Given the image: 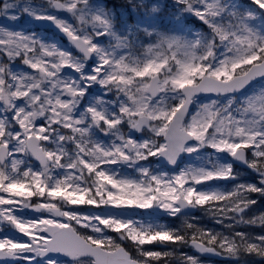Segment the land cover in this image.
Masks as SVG:
<instances>
[{"label": "snow or ice", "instance_id": "obj_1", "mask_svg": "<svg viewBox=\"0 0 264 264\" xmlns=\"http://www.w3.org/2000/svg\"><path fill=\"white\" fill-rule=\"evenodd\" d=\"M123 9L0 2V262L264 264V0Z\"/></svg>", "mask_w": 264, "mask_h": 264}, {"label": "rangeland", "instance_id": "obj_2", "mask_svg": "<svg viewBox=\"0 0 264 264\" xmlns=\"http://www.w3.org/2000/svg\"><path fill=\"white\" fill-rule=\"evenodd\" d=\"M98 3H101V4H105V1L104 0H97ZM164 2H166V0H164ZM33 3L34 4H40V3H43V0H33ZM115 6V8L117 9V11H123V7H116V4L113 5ZM0 25H10L16 29H20V28H23L25 30H28V31H35L34 30V21H32V19L30 17H27V16H20V19L16 22H12V21H8L6 19H3V18H0ZM38 32V31H36ZM41 36H43L45 39L49 40V41H55L57 42L58 44H60L61 46H67V47H70L69 44H66V43H63L61 42L60 40H57L55 37H53L51 34H48L47 32H38ZM184 163H187V158H185L184 160ZM158 165L155 164V162L153 163V167H157ZM183 166V164L181 165ZM238 171L241 172V175L246 178V179H250V175L247 174L246 172L242 171L241 169L237 168ZM254 212L256 213H259V212H264V206H261V205H257L255 207V209L253 210ZM146 214L148 215V213L146 212ZM150 216V215H149ZM151 216H155L153 217L152 219H147V220H155L156 222H159V223H167L168 220H171V218H168L166 216H163L162 214H154V215H151ZM198 218V223L203 226V227H206V228H213V229H216V230H220V225H217L213 222V220L208 217V220L210 221V225H207V222H205L204 224L199 222L200 220H202L203 218L205 219V215L203 212L197 214V215H194ZM175 222H177L178 224L180 223L179 220H174ZM246 230H249V231H255V232H259L260 230L258 228H252V229H246ZM184 251H187L189 252L190 254H194L192 252V250L190 248H185ZM199 259L201 261V264H234L233 261H230V262H218V261H215V260H208V259H205L203 257H200L199 256ZM244 259H249V260H256L258 261L259 258L258 257H255V258H244ZM241 264H243V260L241 261Z\"/></svg>", "mask_w": 264, "mask_h": 264}, {"label": "water", "instance_id": "obj_3", "mask_svg": "<svg viewBox=\"0 0 264 264\" xmlns=\"http://www.w3.org/2000/svg\"><path fill=\"white\" fill-rule=\"evenodd\" d=\"M41 23L43 24V22L41 21ZM206 256H212V257H218V258H223V257H220V256H216V255H212V254H205ZM225 259V258H223Z\"/></svg>", "mask_w": 264, "mask_h": 264}]
</instances>
